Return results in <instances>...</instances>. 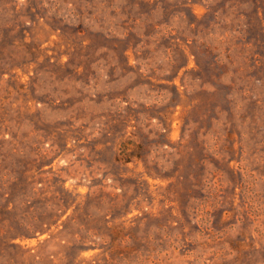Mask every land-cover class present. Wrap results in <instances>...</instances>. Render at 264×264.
Here are the masks:
<instances>
[{"label":"rangeland","instance_id":"374dc122","mask_svg":"<svg viewBox=\"0 0 264 264\" xmlns=\"http://www.w3.org/2000/svg\"><path fill=\"white\" fill-rule=\"evenodd\" d=\"M0 264H264V0H0Z\"/></svg>","mask_w":264,"mask_h":264},{"label":"trees","instance_id":"16d2710c","mask_svg":"<svg viewBox=\"0 0 264 264\" xmlns=\"http://www.w3.org/2000/svg\"><path fill=\"white\" fill-rule=\"evenodd\" d=\"M61 215H60V217H61ZM60 217L58 219H60ZM43 223L44 224H47L46 221L43 222ZM44 224H42L41 226H35L34 230H32V233L30 234V236L33 237V236H37L39 234L45 233L47 231V227H45ZM20 235H22V234L21 233H18V234H16V236H13L11 239L14 240L15 238L19 237Z\"/></svg>","mask_w":264,"mask_h":264}]
</instances>
